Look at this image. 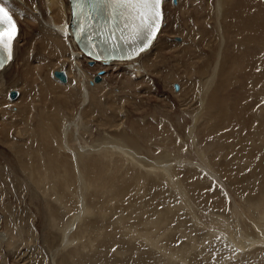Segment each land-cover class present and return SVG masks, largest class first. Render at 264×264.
Returning <instances> with one entry per match:
<instances>
[{
	"label": "bare ground",
	"instance_id": "obj_1",
	"mask_svg": "<svg viewBox=\"0 0 264 264\" xmlns=\"http://www.w3.org/2000/svg\"><path fill=\"white\" fill-rule=\"evenodd\" d=\"M0 1L10 7L8 9L18 27L13 43V58L0 71V212L5 213L3 227L6 231V236L1 233L0 238L2 242L6 240L4 244L8 248L16 244V239L18 242L21 240L19 245L25 244L28 230L25 210L23 208V222L17 225L13 222V207L18 204L17 208L21 210L23 201H20L24 199L26 185L31 198L39 197L42 200L37 207L42 222L41 233L47 235L49 243L45 242L46 238L43 240L49 264H155L156 260L159 264H264V173L256 195L247 187L249 174L235 182L238 189L236 195L243 196L242 204L238 203L236 195L228 193L232 196L230 214L234 216V225L225 219L224 214L213 215L208 210V215L202 212L195 204L193 194L185 188L188 180L185 183L181 177H177L176 167L177 164L196 165L204 172H210L212 179L224 186L223 179L212 168L220 162H214V158V163L209 161V154L216 149L209 148L208 151L205 150L208 146L204 150L199 147V152L195 151V162L191 158L194 152L184 156L177 144L175 148L178 151L170 150L169 146L175 143L171 137L179 138L178 129V132L176 129L169 132L176 127L174 122L167 119L170 123L164 120V124L160 121L164 125L158 131L153 125L147 128L146 124L150 122L143 124L137 118L131 119L130 127H127L125 119L129 113L125 105L131 101L130 97L120 99L109 92L106 100L96 98L97 92L103 88L91 81L93 68L90 67L89 58L74 41L68 0H47V7L44 0ZM181 2L182 6H186L183 5L185 0H178L175 10L181 8ZM186 9L183 15L185 18L189 15L187 18L191 19L192 11ZM180 11L181 14L182 8ZM202 11L204 16H200L214 23L211 26L213 32L223 36L220 32L228 26L230 30L227 33L239 36L237 43L244 45L245 52L256 61L254 68L247 70L243 64H249L250 59L241 53L235 55L233 59L238 61L236 68L240 66V70H243L242 76L238 70H233L238 71L240 76L237 77L233 72L224 75L223 70H219V59L212 61L208 72H200V93L203 92L198 97L200 108L195 112L191 122L193 126H189L184 139L186 145H190L189 141L196 145L194 137L197 136V125L201 123L200 135L214 137L219 134L221 139L233 138L234 143L236 139L233 134L242 128L250 131V120L258 123L256 117L262 115L260 109L256 111L255 105L259 104L260 94L264 95V72L255 69L259 67L264 70V0L207 1ZM165 21L166 17L149 50L129 61L95 62L96 69L122 65L125 78L123 88L127 92L138 86L141 80L150 81L146 70L158 73L161 62H151L150 56L158 48L157 54L163 56L164 52L176 46L170 40L161 39ZM181 28L185 27L181 25L180 29L172 32L182 31ZM193 37L189 39L193 43L186 47L189 51L200 47L194 43ZM23 40L24 45L21 43ZM215 54L219 56L217 51ZM19 60L18 76L13 78V67ZM59 71H65V80L57 76ZM143 71L147 73L142 75ZM21 76H24V80L19 78ZM98 77L96 80L100 81L101 77ZM165 79L168 86L173 83L172 77ZM237 82H240L239 88L244 90L238 93L239 90L235 89L230 100L225 91ZM160 87L161 84L156 86L158 90ZM13 88L21 89L20 97L14 102L8 98ZM16 97L11 96L13 99ZM93 122L98 127L95 137L91 131ZM260 125L258 129L262 132L264 128ZM244 135L252 143L262 140L255 133ZM165 136L171 139L170 142L166 140L167 144L164 142ZM228 140L223 141L216 151L224 150L227 155L232 153L235 147L231 148ZM239 141L242 144L241 139ZM156 149L159 155H154ZM261 159V170L264 172V154ZM235 160L233 158L230 162ZM230 162L224 163L229 165ZM240 170L245 173L243 166ZM194 172L192 175L196 174ZM241 183L247 193L250 191L248 196L241 193L244 192ZM195 187L198 185H194L193 189ZM8 194L14 196L6 199ZM176 197L180 201L172 206L169 201ZM179 212L183 215L177 220ZM174 219L178 221H175L176 227L172 224ZM73 225L75 231L71 229ZM67 228H70L68 232ZM177 232L185 241L177 250L171 249L174 251L171 254L168 245L171 246L176 239ZM58 245L60 247L56 248ZM207 248H211L214 254H209ZM2 264H6V260Z\"/></svg>",
	"mask_w": 264,
	"mask_h": 264
},
{
	"label": "rangeland",
	"instance_id": "obj_2",
	"mask_svg": "<svg viewBox=\"0 0 264 264\" xmlns=\"http://www.w3.org/2000/svg\"><path fill=\"white\" fill-rule=\"evenodd\" d=\"M182 1H184V0H182ZM199 1L197 2V0H193L192 1L193 3H192L191 0H187V2L185 0L183 5H186L185 7H187L188 9H186L184 6H182V2H181V5H179V7H181L183 10L181 14L179 13V12H181L180 11L181 8L175 10L177 8V4H178L177 2L173 3L172 0L166 1V3H167V5L165 6L166 21H165L163 32L161 33V39L163 38V41L170 40L171 43L176 45L175 46L176 48L175 47H174V49L172 48L170 50L171 52L169 51L170 54L168 51L164 52L165 54L163 53V56H161L160 54H157V52L159 50V48H158L156 50V53H154L150 56L149 60L151 62L153 60L154 61L155 60L161 61L160 64H158V69H159L158 73L159 74L153 70H148V69L146 70V71H148V73L144 72V71L141 73L142 75L147 73V75H149L150 81L141 80L142 82L138 86H136L135 88H132L130 92H127V91H124V88H123L124 87L123 79L125 80V78L123 77V70H121L122 65H119L116 68H113L110 66H104L101 68L99 67V68H97L98 70L96 69L95 63L93 65H90V67L93 68L92 69L93 71L91 72V74H92L91 81L93 80L92 82H94L96 84H100V86L103 88L102 90H99L97 92L96 98L99 99V97H100V99L106 100V94L109 92L115 93L116 95H118L117 98L120 97V99H122L125 96L131 98V101H129L126 105L124 104L126 106L125 107L126 111L129 113V115L127 116V119L124 118L127 121L126 122L127 127H130V120L131 119H137V118L141 119V122L143 124L150 122L149 124H146L147 128H148V126L153 125L156 129H158V131H160L162 129L163 125L165 124L163 122L164 120H166V122H169V121H167V119H168V120H170V122H174L176 127L174 126L171 130H169V132L173 131L174 129H176V131H177V129H178L179 132L178 131L177 132L179 133L180 139L178 138V136L171 137L172 142L173 143L175 142L174 143L175 146L170 145L169 146L170 150L178 151V149H179L180 152L182 154H184V156H185V154L186 155L189 154L188 156H190L194 152L191 155V158L194 161L197 160V158H196L197 155L195 153L199 152V149H198L199 147H201L202 150H204L207 146H208V148L205 150H208L209 148L210 149L214 148V150L215 149L217 150L221 147V144L223 141L228 140L227 137H225V139H223V138L221 139V136L219 134H217L214 137H212L211 135H202V134L200 135V128L202 127V124L200 123L201 127H200V125H197V128H198L197 132H196L197 136L195 135V137H194L195 138V144L199 143L198 146H197V144L192 145L193 144L192 141L191 142L189 141L190 145H188V144L186 145V143H185L184 137H186V132L188 134L189 126L190 127L193 126V124L191 122L193 121L194 114H195V112H197V110H199L198 107L200 108V106L198 104V97L202 96V94H203V92L200 93V91H202V88L200 87V79H202L200 72L201 71L202 72H208V70L210 68V64L212 63V61H216L219 59V62L221 61L219 63V65L221 64L219 66V70L220 69L223 70L224 75L226 72H233L235 74V76L237 77V76H240L241 74H243V72L241 73V71H243V70H240V68H241L240 66L236 68V65L238 66V61H235L233 59V57H235V55H239V53H241L242 56L244 55L245 58L250 59L249 64H246V63L243 64L246 66L247 70H249L250 68H254V61H256L250 55H248L245 52L244 48H246V47H243L244 45H239L237 43L239 36H237V35L233 36V35L227 33V30H230V28L228 26H226L225 28L223 27L224 29L223 30L221 29L222 31L220 30L221 31L220 33H223V36L217 34L218 32H213L211 26H213L214 23H212V21L208 20L209 18L207 19L205 17H201V16H204V13H203L204 11H202L203 5H205V3L207 1L212 2L213 0H206V2L204 0H199ZM44 2H45L46 7H47V0H44ZM188 3L191 4L192 6H190ZM189 8L190 9L194 8V10L191 9V11H192V13H191L192 15H190L191 19L187 18L189 15L186 18H185V15H183V12L185 13V11H184L185 9L190 11ZM200 10L202 11V13H199ZM176 13L177 14L179 13V15H177ZM179 16H181V17H179ZM182 19L186 20L184 22L187 24L186 26H188V27L184 26V22ZM187 19L189 21H187ZM202 19L204 20V22ZM180 20H182V21H180ZM192 21L195 22L196 25H194V23ZM199 24H201L202 26L199 27ZM181 25H182V27L186 28V29L181 28L182 31H184V32H182L180 30H179V32L177 31L178 33L174 32L177 30V28L180 29ZM214 28H215V26H214ZM172 30H174V31L172 32ZM192 30H193V32H192ZM202 30H204L205 32ZM197 31H198V33H197ZM202 32H204V33H202ZM188 33L190 34L191 37L188 36ZM207 33H210V34H207ZM193 34H194V37H193ZM205 34L207 36H205ZM232 36L234 37V39H232ZM192 37H193L192 40L195 41L194 43L199 44L200 47L189 51L188 48H186V47H188V45L190 43H193V42L189 41V39ZM211 39H214V40L211 41ZM24 42H25L24 40H23V42H21L22 45H24ZM213 45H214V47H213ZM159 47H160V44H159ZM184 48H185V50H184ZM191 48L193 49L192 46H191ZM216 51L218 52L219 56H215ZM184 52L186 55L184 54ZM192 55H194L193 59H192ZM174 56H176V57H174ZM186 57H188V59ZM190 57H191V59H190ZM255 59H257V58H255ZM19 61H17L16 65L13 67V72L11 74L12 77L15 76L17 78V76H18L16 71L19 68L18 65H21V60H19ZM127 61H129V60H127ZM234 61H235V64H234ZM206 63H207V65H206ZM256 66H259V65L256 64ZM190 67H192V68H190ZM234 69L238 70L240 75H238V71H233ZM255 71L264 72V70L260 69L259 67H258V69H255ZM54 73H53V75H54ZM167 75L169 77H172V79H173V81H172L173 83L169 84V86H168V84H166V79H165L168 77ZM98 76L101 77L100 81L96 80L98 78ZM21 77H19V78L22 80L24 78V76H21ZM67 79L69 80V77H67ZM219 79H220V77L217 78L216 81ZM239 80L237 79V81H239ZM164 81H165V83H164ZM62 83H66V82H62ZM239 83L240 82L234 83V85H231L228 88V90L225 91L226 95L227 96L229 95L228 98L230 100L233 98L232 92L235 93V89L239 90L238 93L243 92L244 89L239 88ZM158 84H161L160 90H158V88H156V86H158ZM151 85H153L152 88L149 87ZM248 86L251 87V85H248ZM12 90L18 91V96L14 99L11 98V96H10V92ZM229 91H230V93H229ZM135 92H138L139 94H135ZM20 95H21V89L13 88L9 91L8 98H10L11 101L14 102L20 97ZM260 97H259L260 99L258 102L259 104L255 105L256 111L260 109V114L262 113V115L259 116V118L256 117L258 123L256 122V120L255 121L250 120V123H251L250 131L242 128L241 130H238L237 132H235L233 134L235 136L234 139H236V140H234V143L232 141L233 138H230L228 140L231 148L235 147V148H233L235 151L233 150L232 153H229V155H227V153L224 152V150H222L223 152L222 151L218 152L215 150L218 156H216L215 151H212L211 153L209 152L210 153L209 154V161L211 163L220 162L219 164H217V165L214 164L213 167L212 166L211 167L216 171L217 175H219V177L221 179H223L221 181L224 183V186L222 183H218L217 181L213 180L210 172H204L205 170L203 168H201V167L199 168L196 165L177 164V167H176L177 177H181V180H183L184 182L186 181L185 183H187V180H188V184H185V188H187V190H189V192H191V194H193L192 195L193 200H194L195 204H197L200 207V210L202 212L206 213L207 215L209 214L207 212V210L210 211V213H212L213 215L218 213L217 215L223 216V214H224V216L226 217L225 219H227L228 221L230 220L229 222L232 223V225H234V223H233L234 216H232L233 214H230L231 213V203H232V198H231L232 196H230V195L233 194V196H234L237 194L236 192L238 189L235 186V182L238 179H241L243 176L245 177L246 174H249L248 178L250 179V181H249L247 187L251 188L250 191H252L253 195L257 194V189L260 188V183L263 182L262 180H260V179H262L261 175L264 173L261 170L263 168L260 165V159H261L262 154H264V142H263L264 131L259 132L258 125L261 124L260 127L264 128V124H262V123H264V117H263L264 116V114H263L264 113V95L260 94ZM260 105H261V107H260ZM190 114H192V115H190ZM139 115H143L144 117H141ZM160 121H162L164 124ZM158 122H160V123H158ZM201 122L203 123V121H201ZM93 124L94 125L91 126V131L93 130L92 132H93V136H94V135H97V133H95V132L97 131L98 127H97L95 122H93ZM182 131H184V133ZM246 132L247 133L250 132L251 134L255 133V134H257L256 136L258 138H260V136H261L262 140L261 141L256 140V142L252 143L250 141V139L246 138V135H244V133L247 134ZM219 133L223 134L222 132H219ZM165 137L166 138H165L164 142L167 144L168 143L167 141L169 140L170 137H167V136H165ZM240 139L242 141V144L239 141ZM170 140H169V142H170ZM182 140H184V141H182ZM187 142H188V140H187ZM210 143H212L213 146ZM150 144H151V142H149V145ZM176 144L179 146L178 149L175 148ZM214 144H216V145H214ZM172 146H174V147H172ZM243 154L245 156H243ZM154 155H159V151L157 149H156V151H154ZM210 155H212V156H210ZM226 156H227V158H226ZM237 156H238V158H237ZM257 156H259V157H257ZM213 158H214V162H213ZM233 158H235L236 160L231 163L230 161L233 160ZM256 158H258V159H256ZM224 159L226 161L230 162V164L227 165L226 163H224V162H226ZM237 159H239V160H237ZM222 163H224V164H222ZM239 164L240 165L242 164L243 168L245 169V173H242V170L239 171L240 167L242 168V166H240ZM220 165L223 169L220 167ZM218 166H219V168H217ZM262 166L264 167V162H263ZM248 168L252 171L250 172V170ZM256 168H257V170H255ZM238 171H239V173H238ZM193 172L196 174L192 175ZM225 172H227V173L225 174ZM236 172H237V174H236ZM238 174H240V177ZM256 174L258 175V178H259L258 181H257ZM228 175L231 177L229 178ZM234 179H236V180H234ZM192 180L195 182H193ZM199 180H201V181H199ZM189 181H191V183H192L191 185H190ZM193 184L194 185L197 184L198 187H195L193 189V187H194ZM240 186H241V190H242L243 184L241 183ZM240 186H239V188H240ZM243 190H244V192H241V193L248 196L250 191L247 193L245 191V189H243ZM11 195L14 196L13 194H8L5 196V198L7 199L9 197L11 199ZM205 196H206V198H205ZM236 196L239 199L238 203L242 204L241 203V197H243V196L242 195H236ZM5 198H4V200L6 201ZM22 201H23V205H22L21 210H18V208H17L18 204H16V205L14 204V207H13L14 220H13V222H15L17 225L19 223L23 222L22 220L24 218V215H22V211L24 208V210H25V226L28 227L27 233L25 232L26 233L25 244L19 245L21 243V240H19L20 242H18V240L16 239V244L14 246L8 248L6 246V244H4V242L6 240L4 242H2L1 238H0V264H2L5 260H6V264H49L48 263V256H47L48 253H47V249L45 247V242L47 241V235L45 234L46 235V237H45V235H42V233H41L42 229H40V228H42V224H40V223H42V222H40L38 207H37V204L39 202H41L42 200H40L39 197L38 198L36 197V199L31 198L29 196L28 187L25 185V196H24V199H22L20 202H22ZM179 201H180V198L176 197V198H172V200H170L169 202L171 203L172 206H175L176 203ZM35 205H36V207H34ZM220 205H225V207L221 208ZM182 215H183L182 212H179V217L177 218V220ZM206 216H204V218ZM4 220H5V213L3 211H1L0 212V235L3 234L6 236V231H5V228L3 227ZM177 220L174 219V222H172L173 227H176L177 222H178ZM175 221H177V222H175ZM189 225L191 226V223H189ZM17 228H18V226H17ZM69 229L70 228H67L66 232H68ZM71 229H73L74 231L76 230L74 225L71 227ZM179 234H180V232L179 233L177 232V235L175 236L176 239L173 240L171 246L168 245V250H169V247H171L169 250L171 252V254L174 252L172 250H177V248L181 247V244L185 241L184 239H181L182 236ZM45 238H46V240H45ZM180 239H181V241H180ZM43 240H45V242ZM47 243H48V241H47ZM48 245H49V243H48ZM58 247H60V245L56 246V248H58ZM207 252H209V254L211 253V255L214 254V251H212L211 248H207ZM211 258H213V257H211ZM50 261H51V259H50ZM155 264H159V262H157V260H156Z\"/></svg>",
	"mask_w": 264,
	"mask_h": 264
},
{
	"label": "snow or ice",
	"instance_id": "obj_3",
	"mask_svg": "<svg viewBox=\"0 0 264 264\" xmlns=\"http://www.w3.org/2000/svg\"><path fill=\"white\" fill-rule=\"evenodd\" d=\"M163 0H71L73 13L81 21L84 31H90L94 20H103L102 30L95 33L102 37L98 46L93 34L88 35L89 55L101 58L132 59L147 48L161 27ZM15 21L0 2V69L13 58ZM12 34L5 36V30ZM78 35L81 33L78 32ZM94 51L92 49H97ZM123 52L113 56L111 53Z\"/></svg>",
	"mask_w": 264,
	"mask_h": 264
},
{
	"label": "water",
	"instance_id": "obj_4",
	"mask_svg": "<svg viewBox=\"0 0 264 264\" xmlns=\"http://www.w3.org/2000/svg\"><path fill=\"white\" fill-rule=\"evenodd\" d=\"M59 74V73H58ZM99 79V78H98Z\"/></svg>",
	"mask_w": 264,
	"mask_h": 264
}]
</instances>
